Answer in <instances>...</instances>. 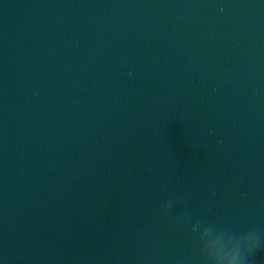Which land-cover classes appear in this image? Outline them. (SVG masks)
I'll list each match as a JSON object with an SVG mask.
<instances>
[{
  "label": "water",
  "instance_id": "95a60500",
  "mask_svg": "<svg viewBox=\"0 0 264 264\" xmlns=\"http://www.w3.org/2000/svg\"><path fill=\"white\" fill-rule=\"evenodd\" d=\"M0 264H264V0H0Z\"/></svg>",
  "mask_w": 264,
  "mask_h": 264
}]
</instances>
